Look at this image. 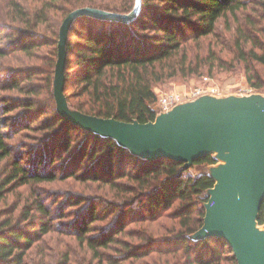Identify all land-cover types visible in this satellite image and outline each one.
<instances>
[{
  "label": "trees",
  "instance_id": "trees-1",
  "mask_svg": "<svg viewBox=\"0 0 264 264\" xmlns=\"http://www.w3.org/2000/svg\"><path fill=\"white\" fill-rule=\"evenodd\" d=\"M65 1L59 26L76 8L87 6L124 14L134 6V0ZM245 6V0H141L140 11L131 21L78 17L67 32L65 44L63 93L68 104L98 117L153 121L156 114L150 104L156 100L154 84L176 76L200 74L202 65H192L190 49L195 44L200 47L206 40L211 42L218 20L237 14ZM9 7L15 10L11 20H16V27L7 20L0 22V59L18 61L19 65H9L8 79L0 82V89L15 92L1 99L0 105V205L8 190L58 179L118 185L123 188L124 200L120 204L107 203L102 208L105 215H99L88 197L67 199L77 205L84 202L68 233L90 252L87 264H143L147 257L152 264H235L230 245L222 237H189L202 225L203 203L207 200L203 195L213 186L214 179L205 171L190 174L182 161L166 157L141 159L115 139L64 119L57 112L55 101L44 106L30 82L40 72L45 74L49 95L53 97L57 50L54 46L47 48L44 71L31 61L38 58L37 49L48 41L54 42L52 35H56V30L51 28L50 34L47 27L49 35L44 36L48 40L35 39L30 33L41 32L37 27L44 22L45 11L33 14L13 0ZM238 32L232 48L236 57L264 65V52L257 49L261 47L258 39L248 37L241 28ZM208 50V58L214 62L215 51L210 47ZM14 53L22 59L12 56ZM245 69L248 85L263 89L260 76L252 72V67L246 65ZM11 112H20L15 116V125L10 123L11 115H5ZM37 119L43 121L46 133L26 154L13 156L9 139L20 130L16 125L33 128L26 122ZM214 162L211 155L201 156L193 160L192 166ZM51 207L36 196L23 203L15 217L13 207L6 213L0 208V264H25L36 242L53 230V220L64 217L63 212L54 215ZM107 216L113 217L109 227L91 233L92 222ZM159 218L177 221L164 232L148 231L143 225L137 235H130L136 238L135 242L120 239L130 231L129 224L150 225ZM263 223L264 199L257 217V224ZM108 250L114 251V256L105 252ZM40 256L35 263L47 264L45 254ZM57 257L54 264H69L67 254L59 253Z\"/></svg>",
  "mask_w": 264,
  "mask_h": 264
},
{
  "label": "water",
  "instance_id": "water-1",
  "mask_svg": "<svg viewBox=\"0 0 264 264\" xmlns=\"http://www.w3.org/2000/svg\"><path fill=\"white\" fill-rule=\"evenodd\" d=\"M140 2L134 0L132 10L124 14L85 6L63 18L52 81L56 110L85 130L115 139L141 159L166 157L188 167L193 160L215 153L221 163L207 172L214 184L206 190L202 225L189 237H222L230 245L235 264H264V229L257 227L264 199V95H201L147 122L84 114L67 104L65 44L72 23L81 16L131 21L140 11Z\"/></svg>",
  "mask_w": 264,
  "mask_h": 264
},
{
  "label": "rangeland",
  "instance_id": "rangeland-1",
  "mask_svg": "<svg viewBox=\"0 0 264 264\" xmlns=\"http://www.w3.org/2000/svg\"><path fill=\"white\" fill-rule=\"evenodd\" d=\"M10 1L12 0H0V22L7 23L8 21L9 24L16 27V20H11V17L15 15V10H11L9 7ZM13 1L18 2L23 10L25 9L26 11H31L33 14L42 13V10L45 11L43 12L45 14L44 22L37 27V29H39L41 32H38L39 34L30 33L31 37H34L38 40H48V38L44 36L45 34L49 35L46 28H49V33L51 28H53L54 31L56 30V35H52V41L55 39L54 42L51 44V41H48L46 44H44V46H41L40 49H37L35 55L38 58L31 61L35 67H39L40 71H44L45 68H43V66L46 60L45 58L47 57V48L51 49L54 46L57 50L58 27L60 23H58V21L61 19H58V17L61 14L63 8L67 5L66 1L42 0L43 3H38L34 0ZM245 2L246 6L237 12V14H227V16L218 20L215 33L211 38V42L208 43V40H206L203 42V44H200V47H197L195 44L193 45L194 47L190 49L189 54L191 55L192 65H202L201 69L199 68L201 73L190 74L185 77L176 76L164 80L161 83H155L153 86V91L155 92L156 99L157 96L162 92L202 86L204 84H215L219 86V88L224 91L220 96L231 94L236 95L237 90L241 88H251L252 93L264 95V88L260 90L248 85L245 76V67L246 65H249L253 69L252 72H256L260 76L264 86V65L254 61H248L246 59H239L236 57L235 52L232 51V48L235 44L234 40L236 39L237 35L240 34L238 31L241 28L243 33L248 35V37L258 39L261 45L260 48H257L258 52H264V0H245ZM54 24L57 26L56 29ZM21 25L22 24H19V26ZM247 46L249 47L251 44L247 43ZM209 47L210 50L215 51L217 59L214 62H211V60L208 58ZM197 54L198 57H196ZM12 56H15L16 58L20 57V60L22 59L21 55L18 53H14ZM9 65L17 66L19 65V62H10V60L0 59V69L3 68L0 71V82H4L6 79H8L9 74L7 73L9 72L6 73V69L9 68ZM206 76L208 77V80L205 81L204 77ZM30 83L34 85L38 93V98L41 99L40 102L44 106L54 103L52 95H49L50 89L47 85L45 74L40 72V74L36 76V79ZM14 93L15 92L12 90L0 89V105L1 99L3 100L4 97L8 95H14ZM51 100H53V102ZM68 106L74 109L69 104ZM155 106L156 100L150 104V107L153 110L155 109ZM15 113L16 112L5 114L11 115L10 123L12 124L15 121V116L20 114V112L18 114ZM28 122L31 123L33 128H21V125H16V129L20 130L11 134L12 136L9 139V144L12 149L13 156L20 153L26 154L28 149L34 148L36 142H38V140L46 133V130L43 128V121H41V119H37L33 122L27 121L26 123ZM11 127L13 128L12 125ZM6 130L8 129L4 128V131ZM211 156L216 157V161L214 163L194 166L191 164L188 166V172L192 175H197L201 171H205L207 173L210 167L221 163V159L218 158L215 153L211 154ZM4 195L5 201L1 203L0 208H4L3 212L6 213L8 210H10V208L13 207L14 217L18 214L23 203L36 196L41 199H45L52 205L51 211L54 213V215L57 216L60 212L64 213V217L60 220H53L52 225L54 228L50 234L44 236L36 242L34 247L30 250L29 259L26 260L25 264H36L35 261H39L40 257H42L40 255L43 253L45 254L43 258L47 264H54L59 253L68 255L69 264H87L90 258V252L85 248L84 245H80L77 238L74 237L73 234L68 233L72 227V222L75 220L76 215L80 212L79 210L84 205V202H82L80 205H77L73 202H67V199L71 197L78 198L79 196L88 197L90 200H93L96 209L99 211V215L101 216L102 214L105 215V211L102 210V208L106 207L107 203L110 201H115L117 204H120L124 200L123 196L125 193L123 188L118 185L116 186L102 182H90L66 178L64 180L58 179L54 182H42L39 184H31L15 188V190L6 191ZM203 196L207 198V192H205ZM136 206V204L133 205L134 208H136ZM111 220H113V217L107 216L105 219L93 221L91 225L94 226L92 227L91 233H97L96 231L109 227ZM175 221L177 220L170 218H159L150 225H148L147 222L143 224H129L128 229H130V231L127 234H124L120 239L122 241L135 242L136 238L130 235H137L138 231L144 229L143 225H145V229L148 231L158 230L164 232L165 229L169 228V225L172 226ZM257 227L263 230L264 223L257 224ZM105 252L113 256L115 253L112 250ZM151 255L156 256V254ZM149 259V257L145 258L143 264H152L151 260Z\"/></svg>",
  "mask_w": 264,
  "mask_h": 264
},
{
  "label": "built area",
  "instance_id": "built-area-1",
  "mask_svg": "<svg viewBox=\"0 0 264 264\" xmlns=\"http://www.w3.org/2000/svg\"><path fill=\"white\" fill-rule=\"evenodd\" d=\"M204 80H208V77H204ZM223 90L215 84H204L202 86H196L184 89H175L167 92H162L157 96L155 114L170 110L172 107L179 103L187 102L198 98L201 95L220 96L223 94ZM252 93L251 88H241L237 90L236 95H249Z\"/></svg>",
  "mask_w": 264,
  "mask_h": 264
}]
</instances>
